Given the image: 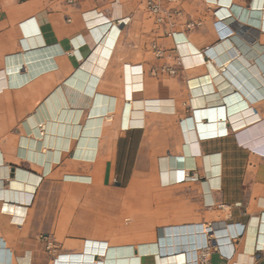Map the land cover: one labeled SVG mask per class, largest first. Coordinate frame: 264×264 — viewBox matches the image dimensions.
<instances>
[{
  "label": "crops",
  "instance_id": "obj_1",
  "mask_svg": "<svg viewBox=\"0 0 264 264\" xmlns=\"http://www.w3.org/2000/svg\"><path fill=\"white\" fill-rule=\"evenodd\" d=\"M181 8L182 22L200 26L184 31V39L177 36L184 43L177 49L149 17L144 0H82L75 6L0 0V264H55L42 235L55 239L57 257L81 252L91 241L107 244V255L97 256L104 264H185L204 243L203 225L210 223V264H264V0H183ZM153 42L163 57L149 54ZM135 66L143 70L140 81L133 80ZM14 67L21 69L14 80L25 76L26 82L9 88ZM163 67L178 72L162 74ZM206 109L217 115L222 135L200 141L204 128L197 114ZM155 112L164 115H150ZM34 115L52 119L43 144L40 138L32 142ZM156 118L167 119L169 129ZM181 121L193 135L190 143L181 137ZM25 136L30 144L22 148ZM168 157L189 159L185 179H175L176 168L163 179ZM131 158L136 173L157 168L161 184L175 188V208L163 212L168 217H154L160 224L155 234L140 223L128 233L117 219L124 208L94 210L87 230L72 221L64 233L56 200H95V189L115 186L119 168ZM18 170L40 178L31 202L27 193L13 199L11 179H18ZM199 184L201 194L192 195L191 185ZM64 188L77 192L59 191ZM192 197L199 198L198 209ZM187 200L183 211L176 207ZM7 206L23 209L22 222ZM209 213L217 220L207 221Z\"/></svg>",
  "mask_w": 264,
  "mask_h": 264
},
{
  "label": "rangeland",
  "instance_id": "obj_2",
  "mask_svg": "<svg viewBox=\"0 0 264 264\" xmlns=\"http://www.w3.org/2000/svg\"><path fill=\"white\" fill-rule=\"evenodd\" d=\"M149 54L151 56H155L153 54L152 48L149 47ZM151 114H158L164 115L163 112H155ZM153 121L159 123V125H163L165 130H168V120L167 119H154ZM179 131L181 137L185 144L190 143L191 139H193V135L190 134L187 127L184 126L183 121H181L179 126ZM197 141L192 142L191 144L198 146ZM133 157V156H132ZM134 159L131 158L129 160V165L126 168H119V173L117 175L116 185L112 188H96L97 196L95 200L93 199H85L80 200L78 202H72L71 200H67L64 198L63 200L55 199L58 203L60 210L63 212L60 214L61 221L60 223L63 225L62 229L63 232L66 233V230L71 225L72 221L78 222L79 229L85 231L89 228L90 224L88 222L89 218L91 217L90 213L92 211L102 212L105 209L113 210L119 213L121 208H124V213L117 215L118 223L124 225V228L127 229L128 233H131L132 230H136V224L140 223L141 225L149 224L151 226L152 234H155L156 229L160 224L153 222L155 216H165L168 217L167 214H163V212H167V209L175 208L172 205L173 202V193L172 191L175 190L173 185L171 186H164L160 182L159 173L157 168L153 167H146L143 172H135V167L133 166ZM121 179L123 181H121ZM202 181V180H196ZM199 182V183H200ZM149 184V192H146V185ZM201 184V183H200ZM200 184L198 186L191 185L190 192L192 195L194 194H201ZM64 193L76 191L71 190L70 188H64ZM77 192V191H76ZM115 192H121L120 194H115ZM80 193V192H79ZM82 194V192L80 193ZM58 195V194H57ZM48 191L45 189L43 197L45 198V202L49 203L48 198ZM127 197V198H126ZM154 197V198H153ZM199 198L192 197V208H199L200 204L198 201ZM54 200L52 199V202ZM171 203V204H170ZM189 205V202L181 201L176 204V207L180 208L181 211L185 209ZM153 206L155 211H153ZM73 207V208H72ZM79 209V214H74L76 209ZM207 221H215L217 217L214 214H208ZM194 217V216H193ZM78 220V221H77ZM183 221V220H182ZM195 222H199L200 220H191ZM161 223V222H160ZM128 224V225H127ZM61 229V230H62ZM125 230V229H124ZM120 232H117V239L119 238ZM42 239L48 238V240L54 242L55 245L57 243L54 241L55 239H50L47 235H42ZM56 240L60 243L64 242L63 236H60V233L55 236ZM67 243V242H66ZM66 248H69L67 245ZM57 254V252H56ZM53 253V255H56Z\"/></svg>",
  "mask_w": 264,
  "mask_h": 264
},
{
  "label": "bare ground",
  "instance_id": "obj_3",
  "mask_svg": "<svg viewBox=\"0 0 264 264\" xmlns=\"http://www.w3.org/2000/svg\"><path fill=\"white\" fill-rule=\"evenodd\" d=\"M264 23V22H263ZM108 26V25H105ZM104 26V27H105ZM110 26V25H109ZM101 28V27H100ZM107 28V27H106ZM103 30V29H102ZM101 31V30H100ZM104 31V30H103ZM106 31V29H105ZM109 35V34H108ZM111 36V35H110ZM181 37V36H180ZM35 38V37H34ZM111 38V37H110ZM183 38V37H181ZM36 39V38H35ZM109 39V38H108ZM184 39V38H183ZM186 39V38H185ZM38 40V39H37ZM36 41V40H35ZM41 41V40H40ZM184 41V40H183ZM39 42V41H38ZM186 42V40H185ZM38 45V44H37ZM31 46H33L31 44ZM36 46V45H35ZM39 46V45H38ZM43 47V46H42ZM101 47V46H100ZM108 47V46H106ZM110 48V46H109ZM42 49V48H41ZM36 50V49H35ZM45 50V49H43ZM61 50V49H60ZM112 50V49H111ZM34 51V50H33ZM46 51V50H45ZM44 51V52H45ZM38 52V51H37ZM47 52V51H46ZM29 53V52H28ZM31 53V52H30ZM96 53V52H95ZM111 53V52H110ZM209 53V52H208ZM35 54V53H34ZM211 54V53H210ZM96 55V54H94ZM209 55V54H208ZM47 56V55H46ZM111 56V55H110ZM36 57V56H35ZM37 58V57H36ZM99 58V57H98ZM28 59V58H27ZM32 59V58H31ZM95 60V59H94ZM43 61V60H42ZM41 61V62H42ZM47 61V60H46ZM93 61V59H92ZM45 62V61H44ZM85 62V61H84ZM38 63V61H37ZM97 63V62H96ZM95 64V63H94ZM211 64V63H210ZM213 64V63H212ZM27 65V64H26ZM29 66V65H28ZM85 67V66H84ZM83 67V68H84ZM88 67V66H87ZM19 68V67H17ZM90 68V67H89ZM212 74L216 73V69L215 67H212L210 65ZM16 67L11 68L8 70V74H9V78H8V86L9 88L14 86V85H19L20 82L23 83L26 78L24 77H20L21 81H15L14 79L17 76H20V70L16 69ZM92 69V68H91ZM124 70V69H123ZM261 71V70H260ZM27 72V71H26ZM89 72V71H88ZM143 70L140 66H135L132 68V74H133V80H142L143 78ZM97 74V72H96ZM22 75V74H21ZM98 75V74H97ZM99 76V75H98ZM97 76V77H98ZM32 77V76H31ZM18 78V77H17ZM124 79V78H123ZM125 80V79H124ZM242 80V79H241ZM26 82V80H25ZM206 83V81H205ZM134 84V83H133ZM139 84V83H138ZM142 84V83H141ZM23 85V84H22ZM132 85V84H131ZM125 88V87H124ZM207 88V87H206ZM229 89V88H228ZM231 89V88H230ZM125 91V90H124ZM203 93V91H202ZM201 93V94H202ZM199 94V93H198ZM160 102V101H159ZM165 102V101H164ZM160 105V104H159ZM162 106H159V110L161 109ZM165 107V106H164ZM163 107V108H164ZM131 108H132V103H128V107L126 109V114H125V126L129 127L130 123H131ZM171 108V107H170ZM135 111V110H134ZM200 111V110H199ZM198 117V121H199V125L201 124L203 126V130L201 131V136L203 138L207 137H215L217 134H220L219 132V127H218V121H217V115L215 116L213 113H211L209 110H205L203 112H199L197 114ZM30 119V118H29ZM202 119L205 120H209L207 122L205 121H201ZM58 120V119H57ZM29 123L31 124L30 127L31 129L29 130L31 133L36 132V135H33L32 137V142L33 143H38V141L36 140V138H40L42 141L40 144L44 143V138L47 135V129L49 128V126L52 125V119L48 118L45 119L44 121L39 120L35 115L32 116V118L30 119ZM27 127V124H26ZM33 127H35L34 129H32ZM222 131V130H221ZM54 132V130H53ZM73 133V132H72ZM37 136V137H36ZM56 136V135H55ZM30 139L28 138V143H27V136L22 138V148H24L25 144H30ZM79 139V138H78ZM258 141V140H257ZM52 143V142H51ZM26 150V149H25ZM27 153V150H26ZM42 153H44V155L46 156L47 150H42ZM216 157V156H215ZM211 159V158H210ZM187 161H189L188 158L185 157H173V158H167V162H166V170H164V176L163 179L164 180H170L171 176H169V172L170 169L172 168H176V174L175 175V179L176 180H181V179H185L188 174L185 173V171L183 172L182 169H184L187 164ZM214 161V159H213ZM210 164V163H209ZM212 164V163H211ZM52 166V165H51ZM210 167V165H209ZM214 167V166H213ZM188 170V169H186ZM18 179H11L12 181V188L14 191L13 194V199L14 200H20V196L23 193H27V202H31V198L34 195V192L36 191V186L40 180V178L38 176H36L33 173L30 172H26L23 170H18ZM179 173V174H178ZM7 175V173H6ZM10 176V175H9ZM213 176V175H212ZM216 177V176H215ZM218 178V177H217ZM26 182V183H25ZM218 182V181H217ZM3 188V187H2ZM10 190H8L9 192ZM16 196H18V199H16ZM9 197H11V195H9ZM7 210L13 211L14 212V220L18 221V222H22V215L19 216L20 214H23V209L20 208L19 206H7L6 207ZM13 208V209H12ZM7 213V212H6ZM10 214V213H9ZM22 217V218H21ZM206 229V228H205ZM207 231V229L205 230V232ZM107 255V244L105 242L100 243V242H91L88 241L87 244L84 243V246L82 248L81 252L78 253H73V254H63L62 256H60V259L58 258L57 261L55 262V264H104L102 259H97V256H101V257H105ZM185 256L182 258L184 260Z\"/></svg>",
  "mask_w": 264,
  "mask_h": 264
},
{
  "label": "built area",
  "instance_id": "obj_4",
  "mask_svg": "<svg viewBox=\"0 0 264 264\" xmlns=\"http://www.w3.org/2000/svg\"><path fill=\"white\" fill-rule=\"evenodd\" d=\"M66 1L69 5L75 6L82 0ZM144 2L149 17L154 21L155 25L162 31V33L174 40L177 49L180 47V45L184 43L177 42L176 37L182 35L184 31H191L194 30L196 27L200 26L199 22H182V19L184 18V13L181 8L183 0H144ZM151 48L156 57H163L165 51L156 42L152 43ZM178 66L186 69V66L183 65L181 59H179L178 61ZM160 72L162 74L175 76L178 70L175 67H163ZM152 73L156 74L157 71L154 70ZM254 121L256 120H252L247 123H251ZM229 128L232 131L237 129L234 123H231V126ZM221 135V133L217 134L215 138ZM199 140L204 141L209 140V138H203L201 135H199ZM203 226L207 229V231L203 233L204 243L194 249L193 257L188 256L185 260V264H210V256L212 248L214 247V224L210 223ZM46 243L48 252L50 254H56L58 250L57 245H55L54 242L48 240V238H46ZM58 258H60V256L57 257L56 254V257L54 259L55 262Z\"/></svg>",
  "mask_w": 264,
  "mask_h": 264
}]
</instances>
